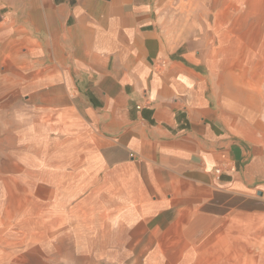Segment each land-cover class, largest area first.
Here are the masks:
<instances>
[{
  "label": "crops",
  "instance_id": "0c3cea01",
  "mask_svg": "<svg viewBox=\"0 0 264 264\" xmlns=\"http://www.w3.org/2000/svg\"><path fill=\"white\" fill-rule=\"evenodd\" d=\"M168 4L0 0V69L40 118L61 122L68 159L57 166L83 168L74 176L84 183L107 170L104 183L128 207L228 189L245 194L264 170L236 128L235 109L223 104L208 55L170 42ZM71 176L57 182L69 193ZM60 188L50 193L57 198Z\"/></svg>",
  "mask_w": 264,
  "mask_h": 264
},
{
  "label": "rangeland",
  "instance_id": "374dc122",
  "mask_svg": "<svg viewBox=\"0 0 264 264\" xmlns=\"http://www.w3.org/2000/svg\"><path fill=\"white\" fill-rule=\"evenodd\" d=\"M167 2L170 42L208 55L224 106L235 109L248 151L264 164V0ZM42 113L0 69V264H264V170L245 194L228 189L128 207L104 183L107 170L84 183L74 176L83 168L57 166L68 159L60 144L67 137ZM66 174L74 176L71 193L57 184ZM59 186L55 198L50 191Z\"/></svg>",
  "mask_w": 264,
  "mask_h": 264
},
{
  "label": "built area",
  "instance_id": "2783aa9c",
  "mask_svg": "<svg viewBox=\"0 0 264 264\" xmlns=\"http://www.w3.org/2000/svg\"><path fill=\"white\" fill-rule=\"evenodd\" d=\"M220 171L218 170L217 173H219Z\"/></svg>",
  "mask_w": 264,
  "mask_h": 264
}]
</instances>
